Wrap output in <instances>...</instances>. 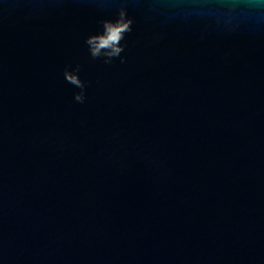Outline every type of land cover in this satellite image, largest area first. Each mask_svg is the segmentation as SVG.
Here are the masks:
<instances>
[{
    "label": "water",
    "instance_id": "95a60500",
    "mask_svg": "<svg viewBox=\"0 0 264 264\" xmlns=\"http://www.w3.org/2000/svg\"><path fill=\"white\" fill-rule=\"evenodd\" d=\"M0 264H264V0H0Z\"/></svg>",
    "mask_w": 264,
    "mask_h": 264
}]
</instances>
